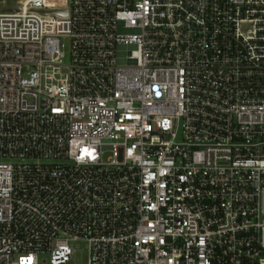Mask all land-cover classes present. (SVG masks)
<instances>
[{"label":"built area","instance_id":"1","mask_svg":"<svg viewBox=\"0 0 264 264\" xmlns=\"http://www.w3.org/2000/svg\"><path fill=\"white\" fill-rule=\"evenodd\" d=\"M17 2L0 264H264V0Z\"/></svg>","mask_w":264,"mask_h":264},{"label":"rangeland","instance_id":"2","mask_svg":"<svg viewBox=\"0 0 264 264\" xmlns=\"http://www.w3.org/2000/svg\"><path fill=\"white\" fill-rule=\"evenodd\" d=\"M19 0H0V12H2L5 9L8 8H16L19 5V2H17ZM64 47L62 49V51L65 53V55L69 56V52H70V43L68 39H63L62 40ZM124 50V49H122ZM125 53H121L120 56H124ZM103 152H104V158L107 157H111V148L110 147H104L103 148ZM80 250L83 249V251H80L79 255H78V261L77 264H85L86 263V257H85V250L83 248L82 245L79 246Z\"/></svg>","mask_w":264,"mask_h":264},{"label":"water","instance_id":"3","mask_svg":"<svg viewBox=\"0 0 264 264\" xmlns=\"http://www.w3.org/2000/svg\"><path fill=\"white\" fill-rule=\"evenodd\" d=\"M8 11H10V10H8ZM44 14L66 16L67 15V11H64V12H53V13H44Z\"/></svg>","mask_w":264,"mask_h":264}]
</instances>
